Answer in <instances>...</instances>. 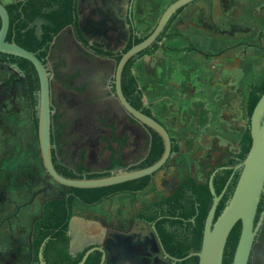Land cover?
I'll use <instances>...</instances> for the list:
<instances>
[{"label": "trees", "instance_id": "1", "mask_svg": "<svg viewBox=\"0 0 264 264\" xmlns=\"http://www.w3.org/2000/svg\"><path fill=\"white\" fill-rule=\"evenodd\" d=\"M5 7L10 17L7 41H14L36 54L46 69L56 76V80L64 83L76 95L70 102L65 100L62 103H57L52 95V156L54 166L61 176L79 180L98 179L120 171L141 170L161 159L165 151L162 137L139 123L128 112L131 124H138L146 136V152L136 161L131 157L124 158L129 155L132 137L128 132L121 134L118 125L122 117L114 80L118 62L123 53L149 35L142 36L132 23L129 45L122 53L115 54L96 49L85 39L79 26L77 0H20L5 4ZM185 9H180L172 16L158 40L129 60L122 73V90L127 101L135 109L153 118L155 116L150 106L143 101L145 89L140 86L133 68L140 58L151 56L160 48L169 50L163 46V40L170 35L173 23ZM1 25L0 18V29ZM0 64L15 65L24 75L38 131L40 81L34 65L23 58L4 53H0ZM263 94L264 81L250 87L247 100L248 125L237 154L225 164L214 167L207 174L205 183L188 178L171 196L151 202L137 212L139 219L155 224L165 250L172 257L183 259L192 252L201 250L206 220L214 200L209 181L216 170L213 185L217 195L222 194L229 181L230 183L218 205L214 221L232 197L240 176V170L235 171V167L242 164L250 151V118ZM94 144L99 161L108 162V166L98 171H92L87 166L88 152ZM172 153H179V146L174 138ZM153 183L154 176H147L105 188H67V193L62 197L46 201L41 218L34 223L32 264H41L39 253L46 241L43 248L46 264H79L93 246H87L76 253L70 250L69 230L75 205L94 208L122 194L137 196L151 188ZM263 203L264 193L258 212ZM257 219L258 216L256 221ZM241 229L242 224L238 222L231 231L223 264H232ZM101 258L102 254L95 251L85 264H100ZM177 264H199V259L191 257Z\"/></svg>", "mask_w": 264, "mask_h": 264}, {"label": "rangeland", "instance_id": "2", "mask_svg": "<svg viewBox=\"0 0 264 264\" xmlns=\"http://www.w3.org/2000/svg\"><path fill=\"white\" fill-rule=\"evenodd\" d=\"M2 1L8 4L13 0ZM174 1L134 0L132 21L137 32L142 36L150 35L164 10ZM199 1L209 3L206 5L208 12H211L213 7L216 9L214 13L219 11L218 8L221 11L226 9L229 14L236 17L235 15L239 12L242 14L245 8L244 6L239 7L238 3L243 4L247 0ZM197 2L189 5L184 13H192V8L198 5ZM202 11L201 8L195 10L197 13ZM228 26L227 22L226 27ZM239 31L240 29L234 26L229 28L226 34L217 36L212 47L217 49L222 56L228 54L227 60L237 58L246 62L247 66L239 70L240 63L235 60L233 61L235 68H230L233 71L228 70V73L237 71L240 81L247 80L241 88L246 92L249 84L264 81V43L260 44L254 39L255 44L260 45L262 49L261 47L253 49L254 55L247 60L245 51L248 47L243 44L245 38L240 37ZM203 43L207 45L208 42ZM210 44L208 43L209 46ZM124 46L123 43L119 49ZM231 54H236V57ZM232 76L237 75L234 73ZM52 90L53 97L57 101L67 95L65 89L56 82L52 83ZM38 108L37 105V110ZM33 110L22 72L15 65L0 64V223L13 216L17 211L16 206L21 208L16 218L0 228V264L30 263L29 242L33 222L41 217L46 201L62 197L68 191L66 187L50 178L44 168ZM247 125L248 120L246 119L244 127ZM128 130L133 138L132 150H136L144 135L139 133L137 125H131ZM176 163V157L173 155L166 166L155 174L153 185L143 194L137 196L122 194L94 208H84L76 204L71 229L73 248L83 249L93 241L92 238L98 240L97 237L101 238L106 228L128 226L139 208L171 196L177 187L188 178H194L199 183L207 181L206 166H200L203 168V172H199L201 176L193 177L188 175L183 168L178 170ZM88 164L94 168L99 166L94 153H90ZM207 169L211 170L212 166ZM11 253L16 256L10 255Z\"/></svg>", "mask_w": 264, "mask_h": 264}, {"label": "crops", "instance_id": "3", "mask_svg": "<svg viewBox=\"0 0 264 264\" xmlns=\"http://www.w3.org/2000/svg\"><path fill=\"white\" fill-rule=\"evenodd\" d=\"M13 2L16 0L8 4ZM241 3L239 7H245L242 14L233 17L226 9L218 8L214 13L213 7L208 12L209 3L198 1L192 13L184 10L173 23L170 35L162 43L169 50L160 48L153 55L140 58L133 68L145 89V104L178 143L179 153L174 154L177 169L183 168L193 177L201 176L200 166H206L208 174L241 148L248 120L249 90L258 83L249 84L243 91L247 80L240 81L237 71L234 77L228 70L233 71L235 60L240 63L239 70L247 66L246 62L237 58L227 60L228 54L222 56L212 47L217 36L226 34L233 26L245 38L247 60L254 55L253 49L261 47L254 41L264 43V0ZM200 8L201 13L195 12ZM211 166V170L207 169Z\"/></svg>", "mask_w": 264, "mask_h": 264}, {"label": "water", "instance_id": "4", "mask_svg": "<svg viewBox=\"0 0 264 264\" xmlns=\"http://www.w3.org/2000/svg\"><path fill=\"white\" fill-rule=\"evenodd\" d=\"M197 1L199 0H175L172 2L164 10L152 33L141 43L134 45L127 52L123 53L116 68L115 91L118 101L126 112H128L135 120L154 130L162 137L165 143L163 156L152 166L141 170L120 171L119 173L108 177L81 180L69 179L61 176L57 172L53 162L51 84L56 81V76L46 69L45 65L36 54L26 50L14 41H7L10 28V17L5 4L0 1V18L2 22L0 29V53L28 60L34 65L37 71L40 81L38 108V140L40 153L46 172L56 183L66 188H105L131 182L147 176H155V174L161 171L169 160H171L174 154L172 153V137L170 133L158 120L131 106L122 90V73L129 60L147 50L158 40L174 14L180 9L187 8L189 5ZM133 4L134 0H130L129 17L131 20L133 19ZM77 13L79 15L80 29L85 39L92 47L106 52H116L123 43L128 42V27H130L131 24L127 25L125 21H122L115 16L112 8L108 5V0H78ZM143 101L145 102L144 99ZM250 133L252 138L250 151L242 164L236 168V170H240V176L236 188L216 221L214 220L218 205L223 198L230 181L225 187L223 193L217 195L213 185L217 170L210 177L209 187L214 200L206 220L201 250L199 252H192L189 256L183 259L166 255L168 257L166 260L168 264H177L191 257H197L199 259V264H223L227 240L238 222H241L242 229L232 264H249L254 241L261 225L260 223L256 224V217L264 193V94L257 103L250 118ZM74 218L75 216H73L70 222V235L72 233L71 229ZM142 226L145 230L150 231L147 224L142 223ZM118 235L124 242L125 239L123 238L129 236L127 234ZM46 242L43 244L39 253V261L41 264H46L43 256V248ZM137 244L139 243L136 242V240L132 243L130 242V246L127 248L128 252L126 253L132 251L135 254L133 255V258H137L142 264H147L146 262L149 259V255L147 253L145 255L137 253L135 249ZM108 249L109 248L106 244L89 249L79 264H85L90 254L95 251L102 253L101 264H105L108 259ZM120 251L121 250L119 249L114 250V254L118 256ZM129 260L130 258L126 261V264H134V261Z\"/></svg>", "mask_w": 264, "mask_h": 264}, {"label": "flooded vegetation", "instance_id": "5", "mask_svg": "<svg viewBox=\"0 0 264 264\" xmlns=\"http://www.w3.org/2000/svg\"><path fill=\"white\" fill-rule=\"evenodd\" d=\"M108 5L112 8L113 13H115V16H117L120 20L125 21V23L127 25L131 24V26L128 27V31H129L128 42L124 43L125 44L124 48L118 49L116 52H112L115 54H119V53H122L123 50L129 45V43L131 41V37H132V30H133V24L132 23L133 22L129 17L130 0H127V1L126 0H108ZM132 16H133V11H132ZM115 77H116V73H115ZM115 77H114V80H115ZM55 82L60 87L64 88L66 93H67V95L64 98H62L59 101L56 100V102L62 103L65 100L67 102H70L71 100H73L74 96H76L75 93L71 89L67 88V86L64 83L59 82L58 80H56ZM115 93H116V91H115ZM52 95H53V90H52ZM118 104L120 105V108L122 110V117L120 118V120L118 122V125L120 126V133L124 134V133L128 132L130 134V136L132 137V135L128 129L131 125H137L139 133L144 135L143 138L139 141V144H138V147L136 150H132L131 141L133 138H131V141L129 142V145L131 147L129 150V155L124 156V158L131 157L134 161H136L141 154H144L146 152V147L144 145V140L146 139V136L141 131L138 124H131L130 117L127 114L126 110L122 107L120 102ZM94 147H95V144L92 146V148H90V150L88 152L87 166L92 171H98V170L102 169L103 167L108 166V165H106V164H108V162L103 163V162L99 161L97 152H96ZM90 153H94L96 160H98L99 166L97 168L96 167L95 168L90 167L88 164L89 159H90ZM238 165H240V164H238ZM237 166L235 167V171H236ZM11 203L14 204L13 202H11ZM16 207H17L16 208L17 211L13 214V216L3 220L0 223V228H2L6 223H9L11 219L16 218L19 215L21 208L19 206H16ZM141 209H139V210H141ZM137 212H136L133 220H131L130 224H128V226H118V227L106 228L105 232L103 233V236L101 238L97 237L98 240H94V238H92L93 241L89 242L83 249H74L73 248L72 235L69 234L71 236V243H70L71 252L72 253L80 252V251L84 250L87 246L96 247V246H102V244H106L109 249H108V259H107L105 264H126V261H128L129 258L131 261H134V264H140L141 262H139V260L137 258H133L134 257L133 255H135V254L132 251H129V253H126V252H128L127 248H129V246H130L129 243L130 242L132 243L134 240H136V242L139 243L135 247L136 252L140 253L142 255H145L146 253L149 255V259L146 262L147 264H168L166 261L168 259V257L166 255H169V256H171V255L168 254L167 251L165 250V248L162 244V241L159 237V234L157 232V228H156L155 224L151 223V222H146L142 219H139L137 217ZM257 216H258V219L256 221V224L260 223L261 225H260V228L257 232L256 238L254 241L253 251L251 253L249 264H264V203L262 204L260 212L257 213ZM40 218H38V219H40ZM34 223H35V221L32 224L31 237H30V242H29L30 256H31L29 264H32V260H33L32 242H33ZM142 223L147 224L150 228V231L145 230L142 226ZM118 234H127L129 236L128 237L125 236V238H123V239H125V242H124ZM118 249L121 251H120V254H118V256H117L114 254V250H118ZM10 255L16 256L13 253H11ZM101 261H102V258H101ZM100 264H101V262H100Z\"/></svg>", "mask_w": 264, "mask_h": 264}]
</instances>
